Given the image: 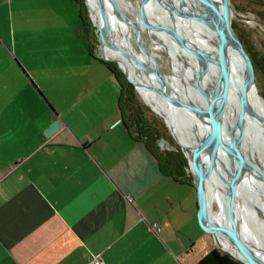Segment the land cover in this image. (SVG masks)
<instances>
[{
  "label": "crops",
  "instance_id": "0c3cea01",
  "mask_svg": "<svg viewBox=\"0 0 264 264\" xmlns=\"http://www.w3.org/2000/svg\"><path fill=\"white\" fill-rule=\"evenodd\" d=\"M75 3L0 0V264H196V188L126 129Z\"/></svg>",
  "mask_w": 264,
  "mask_h": 264
},
{
  "label": "water",
  "instance_id": "95a60500",
  "mask_svg": "<svg viewBox=\"0 0 264 264\" xmlns=\"http://www.w3.org/2000/svg\"><path fill=\"white\" fill-rule=\"evenodd\" d=\"M137 1V11L142 25L145 28L152 29L156 32L160 31L172 34L177 45L190 57L194 58L198 64L194 85L204 100L203 106L194 103H187L179 98L172 97L164 89L163 82L159 77L158 67L154 66V68H152L150 66V70L153 71L160 83L158 95L165 102L171 106L185 108L193 113L204 116L203 135L194 148H189V150L186 149L190 152V157H188L187 152L184 153L187 159L189 173L193 178V185L196 188V216L198 225L205 233L212 235L217 240L216 245L219 249L227 252L243 264H264L262 251L258 250V246L249 242L247 236L245 235V227L242 220H245L249 226L250 224L252 225V223L256 224V221L253 218V215H248L247 213L245 216L243 215V218L241 219L242 215L238 213L237 208L239 197L244 194L242 190L240 191V184L244 170L246 174H250L256 179L260 191L264 196V167L259 161H257L253 151L251 149H245L244 147L246 146V135H248L246 130L247 117L251 116L258 121H261L262 118L252 109V104L250 103V95L255 89L254 67L250 56L233 28V10L231 0H217L218 5L210 2L209 0H188L187 9L183 11L178 8L172 0H167L165 2L167 7L166 9L170 10L175 17L180 19L179 17L183 16L196 23V25L204 31L203 34L205 35V40L211 43L214 47L215 58H211L213 59L216 67V77L215 84L212 87L213 89L208 93L205 92L200 84L202 75L205 72L203 60L204 53L192 45H189L188 42H185L181 34L173 26L154 24L151 22V18L155 21H160L154 19L153 15L148 10V8H151L149 6L152 0ZM153 1L157 4L161 3L158 2V0ZM180 1L182 2V0ZM113 2L115 3V1ZM84 3L88 10L90 20L98 31L97 41L100 48V58L104 61L111 60L116 62L126 80L138 93L136 83L128 77L120 62L113 58H108L104 54V46L107 44L106 37L109 28V21L104 10V0H96L100 16L103 20L104 28L96 25L90 16V8L87 0H84ZM152 7L154 8V5ZM131 21L134 23V20L131 19ZM108 45V47H113L111 42L108 43ZM122 54L126 58H131V56L125 52H122ZM233 59H237L240 63L239 66H241L238 89V110L233 125L225 127L226 113L231 102L230 89L232 87L231 68ZM134 60L137 62L139 67L143 68L147 66L144 62L136 58H134ZM143 102L153 113L159 115V113H157L144 100ZM159 116L163 119L164 124L168 128L165 119L161 115ZM60 125V121L55 120L44 130V135L49 136L56 131ZM168 130L170 129L168 128ZM224 133L226 134V139H224ZM209 148H212V150L224 156L227 161V176L225 175L226 177L224 176L223 178L225 179V182L221 206L219 207L221 213L219 211V214L214 219H211L210 217L209 209L212 204L209 202L207 196V180L205 179V162L203 159L204 154L206 152L208 154ZM180 149L181 151L184 150L182 146H180ZM207 167L209 171L213 170V172L217 169L215 162H213L210 158ZM261 217L262 220H264V214H261ZM221 240L226 241L227 244L234 249L235 253L226 250L222 246Z\"/></svg>",
  "mask_w": 264,
  "mask_h": 264
},
{
  "label": "bare ground",
  "instance_id": "6f19581e",
  "mask_svg": "<svg viewBox=\"0 0 264 264\" xmlns=\"http://www.w3.org/2000/svg\"><path fill=\"white\" fill-rule=\"evenodd\" d=\"M113 1H115V3ZM113 1L104 0V10L109 21V28L106 37L107 44H105L104 46V53L111 56L108 58H113L120 62L121 66L125 69L128 77L136 83L138 94L140 95V97L165 119L168 128L170 129L169 131L175 141L182 147L185 146L188 148H194L204 132V116L193 113L192 111L185 108L171 106L158 95V91L160 90V83L153 71L150 70V66L154 68V66L156 65L152 63V53L149 51V48L142 37L144 26L139 19L138 11L128 0ZM166 1L167 0H158V2L161 3L157 4L152 0L149 6L151 8H148V10L153 15L154 19L160 20L159 22H161V24L173 26L178 30L185 42H188L189 45H192L193 47L201 50L204 53L203 60L205 72L202 75L200 84L205 92L208 93L213 89L212 87L215 84L216 77V67L212 59L213 57L215 58L214 47L211 45V43L205 40V35L203 34L204 31L201 30V28L198 27L196 23L186 19L183 16H180V19H178L170 12V10L166 9ZM187 1L188 0H182V2L180 0H172V2H174V4L182 11L187 9ZM209 1L218 5L217 0ZM87 3L89 5L90 16L93 21L97 26L104 28L103 20L100 16L96 0H87ZM153 5L154 8L152 7ZM157 6L158 8L160 7L162 11H157ZM123 11L131 13L135 16L134 26L131 30L127 27L123 19ZM150 20H152V18ZM167 34L173 46L172 58L180 63L187 72V76L192 85L193 93H188L186 91L176 89L174 85L175 76L166 74L158 68L159 77L163 82L164 89L172 97L179 98L187 103H194L203 106L204 100L196 90L194 85L198 64L194 60V58L190 57L177 45L172 34ZM110 42L113 44V47H108V43ZM137 43L138 49L135 46L137 45ZM122 52L129 54L131 58H126L122 54ZM181 53H183L184 55L186 54L190 58L192 62L193 74L190 73L185 67V58L181 55ZM134 58L144 62V64H146L147 66L143 68L139 67ZM239 65L240 63L237 59L232 60V87L230 89L231 102L226 113L227 116L225 119V127L233 125L238 110V89L241 74V66ZM250 103L252 104V109L261 116L262 120L258 121L251 116L247 117L246 130L248 135H246V146L244 147L245 149L247 148L253 151L257 161H259L258 158L262 156L263 160L261 164L264 166V104L254 90L250 95ZM188 118H191L190 121L188 120ZM225 135L226 134L224 133V139H226ZM208 151V154L206 152L203 158L205 162V179L207 180V196L209 202H211L210 198L213 197L219 204L217 209H212V205L209 209L210 217L211 219H214L217 217L220 211L219 207L221 206V199L223 196V187L225 182V179L223 178L225 175L227 176V161L225 160L224 156L218 154V152L212 150V148H209ZM209 158L216 164L217 169L214 172L213 170L209 171L207 167ZM248 176H251L254 179L251 186L248 185L247 181L244 180ZM240 187V191L242 190L244 192V195L239 197L237 207L238 213L242 215L241 219L243 218V215L245 216L246 213L249 215L254 212V209L256 214L258 215L255 218L257 225L255 223H252V225L250 224L249 226L245 220H242L244 222L243 224L245 227V235L247 236L249 242L259 247L258 250L262 251V254L264 256V220H262L261 217V214H264L263 193L260 191L256 179L252 175L246 174L245 170L243 171ZM253 191L255 193H258V195L263 198V201H256V199H253V201H251V197L248 198L247 195H245L246 192L250 194V192ZM209 193L211 194V197L208 195ZM221 244L226 250L235 253L234 249L229 244H227L226 241L221 240Z\"/></svg>",
  "mask_w": 264,
  "mask_h": 264
},
{
  "label": "rangeland",
  "instance_id": "374dc122",
  "mask_svg": "<svg viewBox=\"0 0 264 264\" xmlns=\"http://www.w3.org/2000/svg\"><path fill=\"white\" fill-rule=\"evenodd\" d=\"M128 1L131 2V4L137 9V2H138L137 0H128ZM75 4L77 6L76 10L78 11V4L77 3ZM156 9L157 11L158 10L162 11L160 7L158 8V6L156 7ZM232 10H233L232 19L237 24V27L239 28V31L241 32L244 38V41L247 44L249 50L255 56L256 60L259 54L260 57H262L263 61L261 62L263 63L264 62V0H233ZM76 16L78 20H80L79 13L76 14ZM87 16L89 18V22L92 25V28L89 31L90 32L89 35L91 36L89 40L90 45L94 52L96 51L98 54H100V48H99V44L97 41L98 31L96 27L93 26L90 20L88 10H87ZM122 16H123V19L127 27L130 30L133 29L134 23L131 21V19L134 20L135 22V16L125 11H123ZM151 22L154 24H161V22L155 21L153 19L151 20ZM142 37L146 45L148 46L149 51L152 53V56H153V58L151 59L152 63H154L164 73L175 76L174 85L176 89L181 90V91H186L188 93H193L192 85L187 76V72L185 71V69L182 67L180 63H178L175 59L172 58L173 46H172V43L170 41V38L167 32H160V31L156 32L152 29H147L144 27L143 32H142ZM135 46L138 49V43ZM105 55L107 57H111L110 55H107V54ZM181 55L184 56L185 58V67L188 69L190 73L193 74L192 62L190 58L186 54L184 55L183 53H181ZM108 61L114 63L117 69L121 71L118 68L116 62H113L111 60H108ZM254 83H255L254 91L256 92V94L258 95L262 103L264 104V73L261 71L260 64L257 68H254ZM136 94L138 96V100L144 104L143 99L140 97V95L137 92ZM153 114L155 117L160 119V121L164 124L163 119L159 115L155 113ZM190 119L191 118H188L189 121ZM164 126L166 127L165 124ZM165 132H166V135H164L163 140L159 144V147L168 145L169 147L176 146L180 148L179 144L172 137L167 127L165 128ZM183 148L189 150L188 147L183 146ZM185 149L182 151L183 157L186 158L184 155L185 152H187L188 157H190V152ZM258 160L261 163L263 160V157L262 156L259 157ZM184 174L185 176H188L187 172H184ZM244 180L247 181L248 185L250 186L252 185L254 181V179L251 176H248ZM187 188L189 189V187ZM208 195L211 197L210 193ZM245 195H247L248 198L251 197L252 199L251 201H253V199L254 200L256 199V201H259V200L263 201V198L259 196L258 193H255L254 191L250 192V194L246 192ZM210 199L213 205V209L218 208L219 204L216 202V199L213 197H211ZM253 211L254 212H252L250 215H253V218L255 219L258 215L256 214L255 209Z\"/></svg>",
  "mask_w": 264,
  "mask_h": 264
},
{
  "label": "trees",
  "instance_id": "16d2710c",
  "mask_svg": "<svg viewBox=\"0 0 264 264\" xmlns=\"http://www.w3.org/2000/svg\"><path fill=\"white\" fill-rule=\"evenodd\" d=\"M74 1L78 4L81 27L83 29L85 28L83 31L85 38L89 41L91 37L89 35V31L92 28V25L87 16V9L85 7L84 0ZM231 5L233 8V0H231ZM233 28L250 56L253 67L257 68L260 64L261 71L264 73V62H261L263 61L262 57L258 54L257 60L255 59V56L249 50L241 32L239 31V28L237 27V24L234 21ZM88 46L91 47L90 43ZM99 59L108 66V69L111 73H113L120 84L119 104L122 110L124 125L132 138L143 143L147 151L154 157L161 173L169 176L174 181L193 184L192 177L188 170L187 159L183 157L181 149L176 146L169 147L168 145L159 147L164 135H166V127L164 124L160 121V119L154 116L146 105L138 100V96L133 86L124 78L122 72L117 69L114 63L104 61L101 58ZM184 172H187L188 176H185ZM196 264L243 263L227 252L213 248Z\"/></svg>",
  "mask_w": 264,
  "mask_h": 264
},
{
  "label": "built area",
  "instance_id": "2783aa9c",
  "mask_svg": "<svg viewBox=\"0 0 264 264\" xmlns=\"http://www.w3.org/2000/svg\"><path fill=\"white\" fill-rule=\"evenodd\" d=\"M126 199L128 202L131 203L132 198L130 196H126ZM149 229L153 231L155 234H158L161 230V227L159 226L158 223L153 222L148 225ZM87 264H105L103 259L99 255H93L91 260Z\"/></svg>",
  "mask_w": 264,
  "mask_h": 264
}]
</instances>
